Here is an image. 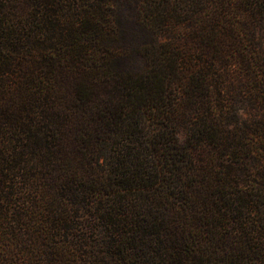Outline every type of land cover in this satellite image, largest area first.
<instances>
[{
  "label": "trees",
  "instance_id": "1",
  "mask_svg": "<svg viewBox=\"0 0 264 264\" xmlns=\"http://www.w3.org/2000/svg\"><path fill=\"white\" fill-rule=\"evenodd\" d=\"M100 1L0 0V264H264V0Z\"/></svg>",
  "mask_w": 264,
  "mask_h": 264
},
{
  "label": "rangeland",
  "instance_id": "2",
  "mask_svg": "<svg viewBox=\"0 0 264 264\" xmlns=\"http://www.w3.org/2000/svg\"><path fill=\"white\" fill-rule=\"evenodd\" d=\"M99 3L101 5H103V3L100 0H57L56 5L60 8H64V7L69 6V5L74 6L76 4H80V5L84 6V8H91L92 9L93 7H97L99 5ZM129 3L126 4L124 7L128 10H131L135 4V0H130ZM127 34L128 33H126V35ZM130 36H131V34L129 33L126 37H123V38H125V40H124L125 43L130 42ZM121 40H122V38H121ZM145 67H146L145 59L143 57H141L139 54H131L128 58H124L121 62V68L123 70H134V71L139 70V71H141Z\"/></svg>",
  "mask_w": 264,
  "mask_h": 264
}]
</instances>
